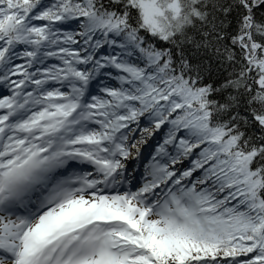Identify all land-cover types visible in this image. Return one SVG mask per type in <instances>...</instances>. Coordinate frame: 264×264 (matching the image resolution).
<instances>
[{"label":"snow or ice","instance_id":"6c2138e0","mask_svg":"<svg viewBox=\"0 0 264 264\" xmlns=\"http://www.w3.org/2000/svg\"><path fill=\"white\" fill-rule=\"evenodd\" d=\"M0 264H264V0H0Z\"/></svg>","mask_w":264,"mask_h":264}]
</instances>
